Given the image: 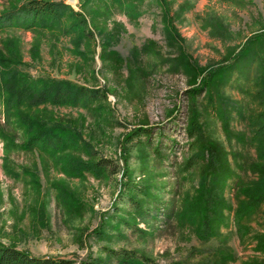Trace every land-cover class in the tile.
Instances as JSON below:
<instances>
[{
    "label": "rangeland",
    "instance_id": "rangeland-1",
    "mask_svg": "<svg viewBox=\"0 0 264 264\" xmlns=\"http://www.w3.org/2000/svg\"><path fill=\"white\" fill-rule=\"evenodd\" d=\"M28 1L0 0V14ZM44 1L82 15L91 34L74 26L65 33L4 28L0 56L14 53L10 70L27 84L67 81L102 99L88 108L47 104L28 111L8 108L10 93L1 88L0 245L73 264H117L108 250L134 252L144 264L263 262L257 244L264 205L240 222L236 211L247 200L238 187L258 180L250 168L263 112L264 38H252L264 35V0H167V20L155 0H139L131 17L114 0ZM27 116L62 125L75 148L26 149ZM191 123L231 173L222 192L202 173L209 152L185 171L196 152ZM99 159L118 173L93 171ZM206 188L216 206H226L208 237L198 233ZM131 200L146 214L133 211Z\"/></svg>",
    "mask_w": 264,
    "mask_h": 264
},
{
    "label": "trees",
    "instance_id": "trees-1",
    "mask_svg": "<svg viewBox=\"0 0 264 264\" xmlns=\"http://www.w3.org/2000/svg\"><path fill=\"white\" fill-rule=\"evenodd\" d=\"M138 1L139 0H114V3L131 17L132 11H135ZM155 1V3L163 9L164 19L167 20V0ZM73 21L74 24L71 27L66 26L68 23L72 24ZM73 26L75 29L80 30L81 34H86L87 25L82 15L74 13L62 3L44 0H29L20 7L13 8L7 13L0 14V29L26 27L27 30L45 31L56 29L65 33L69 32ZM256 38H252L253 41L260 42L263 40L264 35H260L257 40ZM249 44L250 43H248L247 46ZM13 54L14 53H12L11 56H13ZM11 56H0V91L4 90L7 94L10 93L11 97L9 96L7 99V106L10 109L24 107L28 111H33L47 104L55 107L67 106L88 108L91 107L93 103L102 99L99 91L86 89L67 81L38 79L32 84H27L22 77L15 73V71L13 72L10 70V67L16 65L14 64L16 61L12 60ZM260 86L261 90L259 97L260 103L263 106V112L255 120L257 129L253 132L252 141L255 143L257 161L252 164L250 168L254 174H258V180L248 184H241L238 187L247 198L246 201L240 203V207L236 211V219L239 220V222L256 214L264 205V79L261 81ZM25 120V123L32 127V131L28 135L29 138L23 145L26 149L38 148L43 152L56 154L65 150V147L68 146L75 148V137L70 133L71 137L69 134L65 133L62 125H58L51 120H49L50 122H46L47 119L35 116L32 118L27 116ZM57 129H61L62 131H58ZM197 129L196 124L191 123V127L188 130V137L194 140L195 143L193 144L192 151L196 152H194L195 154L186 162L185 171L191 170L201 162L203 163V161L206 160L205 156H207L205 153L209 152L210 161L202 173L205 181H211L213 185L212 188H215L218 192H222L231 173H228L223 166H220L219 163L215 161L217 158L213 150L208 151V149L203 147L204 142L199 140L200 136H198ZM140 133L141 131H138L128 136L127 143H132L134 136H139ZM131 150L132 146L124 148V155L127 156ZM93 171L96 173L107 172L112 176L118 173L117 166L105 159L96 161L95 164H93ZM125 176H127V174H125ZM127 186L128 188L130 187L129 183H127ZM212 196V190L206 188L205 212L201 216L202 220H198V233L200 236L205 235L208 237L214 235L217 225L223 219L222 209L226 206L223 203H218L216 206L217 202L213 201L214 198ZM131 201V203L134 204L133 211L139 214L145 213L140 203L133 200ZM211 203L213 204L212 209ZM205 219L206 224L204 223ZM259 239L257 250L264 254V236H260ZM108 254L110 259L114 260L117 264H144L146 261L148 262L147 259L138 256L134 252L108 250ZM226 259L232 260V257L225 256L224 260ZM0 264H73V262L65 259L38 258L26 252H22L15 247L0 245ZM92 264L100 263L93 262ZM252 264H264V261L253 262Z\"/></svg>",
    "mask_w": 264,
    "mask_h": 264
}]
</instances>
